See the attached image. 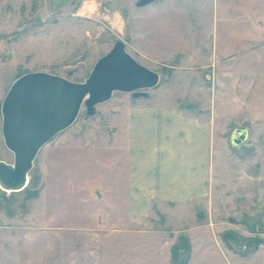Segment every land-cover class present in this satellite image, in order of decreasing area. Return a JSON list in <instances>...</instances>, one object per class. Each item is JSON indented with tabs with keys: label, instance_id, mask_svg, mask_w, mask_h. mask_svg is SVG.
I'll return each mask as SVG.
<instances>
[{
	"label": "rangeland",
	"instance_id": "rangeland-1",
	"mask_svg": "<svg viewBox=\"0 0 264 264\" xmlns=\"http://www.w3.org/2000/svg\"><path fill=\"white\" fill-rule=\"evenodd\" d=\"M138 1L0 0V107L26 73L83 82L116 41L158 75L156 87L138 98L114 92L91 116L82 106L74 123L38 152L27 186L0 188V264H17L12 241L26 232H104L120 224L115 215L124 210L125 180L123 171L108 180L114 171L108 149L135 101L176 103L180 117L209 127L210 198L157 207L144 233L131 230L123 239L127 258L111 262L264 264V0H154L141 8ZM235 128L249 133L237 147L230 144ZM0 161L13 162L1 113ZM99 264H107L105 256Z\"/></svg>",
	"mask_w": 264,
	"mask_h": 264
},
{
	"label": "crops",
	"instance_id": "crops-1",
	"mask_svg": "<svg viewBox=\"0 0 264 264\" xmlns=\"http://www.w3.org/2000/svg\"><path fill=\"white\" fill-rule=\"evenodd\" d=\"M165 106L143 101L130 104L123 133L113 136L112 148L108 149L114 154L107 162L114 170L108 180L113 181L122 171L125 180L124 210L115 215V222L120 224L104 232L91 227L26 232L28 236L12 241L17 248V264H30L31 255L37 258L34 264H47L48 254L54 261L58 259L52 264H99L103 256L107 264H114V259L128 256L123 239L130 238L131 230L136 236L144 233L143 223H153L148 217L157 215L153 211L157 207L209 202V127L196 119L180 117L176 103Z\"/></svg>",
	"mask_w": 264,
	"mask_h": 264
},
{
	"label": "water",
	"instance_id": "water-1",
	"mask_svg": "<svg viewBox=\"0 0 264 264\" xmlns=\"http://www.w3.org/2000/svg\"><path fill=\"white\" fill-rule=\"evenodd\" d=\"M154 0H139L136 7ZM158 84L156 72L137 63L116 41L102 56L83 82H72L45 72L19 76L9 87L0 107L1 136L13 155L11 164L0 161V188L19 192L28 184L33 161L46 144L69 128L81 107L91 116L96 105L111 98L114 92L141 96ZM247 128H235L230 144L237 147L247 141Z\"/></svg>",
	"mask_w": 264,
	"mask_h": 264
}]
</instances>
